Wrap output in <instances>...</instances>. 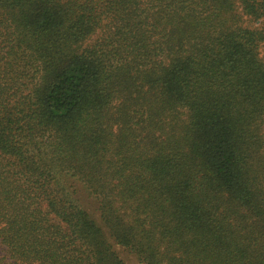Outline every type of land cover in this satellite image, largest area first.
Masks as SVG:
<instances>
[{"label":"trees","instance_id":"1","mask_svg":"<svg viewBox=\"0 0 264 264\" xmlns=\"http://www.w3.org/2000/svg\"><path fill=\"white\" fill-rule=\"evenodd\" d=\"M264 0H0V264H264Z\"/></svg>","mask_w":264,"mask_h":264},{"label":"rangeland","instance_id":"2","mask_svg":"<svg viewBox=\"0 0 264 264\" xmlns=\"http://www.w3.org/2000/svg\"><path fill=\"white\" fill-rule=\"evenodd\" d=\"M263 54H264V48H263ZM115 249L127 264H137V261L134 258V256L130 255L129 253H127L125 250H123L118 246H115Z\"/></svg>","mask_w":264,"mask_h":264}]
</instances>
